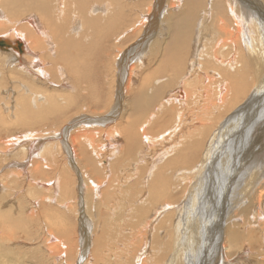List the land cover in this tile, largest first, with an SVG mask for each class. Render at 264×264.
Masks as SVG:
<instances>
[{
  "label": "rangeland",
  "instance_id": "374dc122",
  "mask_svg": "<svg viewBox=\"0 0 264 264\" xmlns=\"http://www.w3.org/2000/svg\"><path fill=\"white\" fill-rule=\"evenodd\" d=\"M122 1L117 0L121 6L120 17L115 15L117 14L115 12L116 2L112 5L113 7L111 6L112 8L106 7V10L111 9L112 14L121 19L117 20L112 26L110 31L114 35L107 42L108 46L105 48L106 60H103L105 63L103 64L105 82L101 81L104 88L103 99L107 102L105 107H99L98 109L89 107L88 110L87 108H80L78 111L70 110L68 116L71 119L59 126V120L50 115L55 110L52 106L61 102L62 97L59 98V94L62 96L63 94L65 96L76 94L70 92L73 83L67 80V75L61 76L62 80L59 84L57 83L60 87H54L42 81V79L34 80L33 76L27 74V71L17 75L12 65L6 67L4 59L0 55L1 97L7 92L11 93L12 96L17 86L23 84L24 90L27 87L30 88V92H34L39 88L40 93L46 90L50 93V99L54 100L55 96V102H57L55 103L49 99L44 103L45 106L49 105L52 108L47 107L51 109L47 112L48 114L44 111H41L40 115L35 112L36 117L20 115L13 117V120L7 118L6 125L0 123V264H264V253H262L264 252V197L259 200L261 204L254 203L255 200L252 199L254 205L251 204L248 214H243L246 216L244 220V216L234 210L235 204L232 199L229 200L231 194L227 195L226 198V194H229L230 191H224L225 186L223 185L228 186V177L223 180L220 178L219 167L217 172L215 170L216 157L220 155L219 152L222 146H228L232 142L234 134L238 132L225 130L228 122L224 120L234 113L233 110L236 107L248 101V97L255 89L256 84L254 86L252 84L250 92L243 101L237 103L235 108L229 111L223 110L221 116V113L214 110V88L209 86L211 84L210 80H204L201 74L202 65L201 67L195 65V67L199 66L200 68H195V75H192L191 72L190 78L187 77L186 79L187 85L183 86L185 83L182 81L184 80L183 76H187L186 73L183 75V67L180 68L183 64L173 68L170 65L163 67L159 62V59L162 58L161 54H163L162 48L166 47L169 40V27L167 22L165 23V16L167 13H173L179 4L177 5L175 1L173 3L171 0H163L162 9L154 17L152 12L154 0ZM178 1L183 3L184 0ZM206 1V6L213 2V0ZM257 1L264 4L263 0H252L255 5ZM2 7L0 5L1 9ZM147 8H150V10L147 11ZM3 9L6 13L8 12L6 8ZM96 12L94 11V13ZM145 13L149 14L147 21L141 24H133L139 22ZM136 17L137 20L134 19ZM132 19L134 20L131 22ZM131 24L133 25L131 26ZM40 25L42 26V24ZM61 26L65 29L64 25ZM6 27L8 26L5 25ZM130 27L137 29L133 36H130ZM200 27L201 24H199L195 33ZM5 28L0 29L1 37L2 34H6L3 32ZM60 29V27L55 28L54 32L58 34L57 32L59 30L60 33ZM127 33L129 38L124 40L123 37ZM143 38L146 40L144 44L140 42ZM141 44L142 46H140ZM156 44H158V47ZM260 44L264 55V32ZM197 46H199L198 50H202V44ZM252 48L258 49L259 47L251 45L250 49ZM38 51H43V49ZM1 52L5 51L0 50ZM126 56L131 60H128L130 62H123L126 69L123 72L124 77H121L123 75L119 72L117 65L120 58ZM194 58H192V61ZM251 59L248 60L251 61ZM79 60L82 59L79 58ZM45 61L42 60L45 66L41 64L39 66L42 69L50 66V63L48 64ZM160 61L162 60L160 59ZM199 62L200 64L203 63L202 61ZM60 65L64 69V64ZM130 67L133 68V71H131L133 76H131L132 79L127 80ZM156 68L160 69L156 70ZM260 68L262 69V66ZM6 70L10 75H7L9 73ZM13 70L14 72H12ZM164 70L166 75L163 73ZM32 71L35 75L37 74L35 68ZM58 74L60 75V73ZM38 75L39 73L36 76ZM218 76L221 78L223 75ZM64 77H66V81H64ZM90 81L89 85H94L91 79ZM20 82L23 83L20 84ZM30 82L33 88L29 86ZM119 82L121 85L118 84ZM13 86H16V88L12 89ZM21 86H19L20 89ZM185 87H190V91L189 89L186 90L188 94L186 99H184L185 96L178 95V90L181 89L185 92ZM193 87L196 89H193ZM19 88L18 92L16 90L17 93L20 92ZM198 88L199 90H197ZM137 92L140 96L135 97L134 95ZM141 92L142 94H140ZM176 95L178 99L180 98V103L175 98ZM194 96L195 102L197 100L196 103L191 102L194 101ZM139 97H142L143 101L141 100L139 105H136L134 99L138 100ZM255 98L258 101L260 99ZM255 98L251 94V100ZM90 99L94 100L95 96ZM182 100H185L183 101L185 103ZM260 101L262 103V100ZM118 102L121 107L119 113L114 112L112 115L113 121L105 123L106 125L102 127H94L99 123L86 122L88 123L86 126L84 123L80 124V122L74 121L77 117L81 119L85 115L90 116V119L102 114L110 116L114 104ZM262 105H264V101ZM131 112L132 114H130ZM177 113H181V121L173 134L170 131L178 123L175 122L178 120L177 116L175 117ZM114 116H116L115 119ZM261 116V118H264V114H261ZM239 118V123H235L238 127L241 126L243 121V124L246 123L244 117L239 116ZM198 123H200L199 126H197ZM260 123L257 122V128H252L249 130L248 135L245 134L250 141L255 142L258 140L260 142L258 149L261 151L257 153L258 158L255 159L253 166L248 162L249 154L245 157L242 155V157H239L244 158L246 170L264 171V122ZM116 125H118L117 129L114 128ZM64 127L69 128L65 139L55 138L59 134L57 135L54 132H60L61 129H65ZM108 128L113 130L109 136L110 130ZM99 130H105L104 133L108 130V133L106 135L103 133V136H101L102 131ZM23 132H33L34 135L24 136V139L20 137L13 142L10 135L19 136ZM215 132L218 133V136L215 137L217 140L212 142L213 145L211 144L212 147L207 153L206 163L202 166L203 156L209 142L208 136ZM258 132H263L259 138ZM71 135L76 137L70 138ZM89 135H93L94 140L91 141ZM143 136L147 138L146 144L143 142ZM109 137L110 139H108ZM71 139L74 141L72 142ZM201 142L202 146L200 145ZM241 142H243V139ZM181 151L187 153L186 158L189 154H192L193 162L189 166H185L186 164L183 162V152L182 155H179ZM29 152L30 154H28ZM194 152L196 154L200 153V155L197 156ZM172 159L177 161L174 160V163ZM152 161L155 163V170L147 172ZM21 163L23 169L19 168ZM115 165L117 167L125 165L126 170L128 169L131 173L130 176L120 179L121 181L112 177V175L109 176L111 172H114L112 169ZM161 169L164 170L160 171ZM98 171L100 173H97ZM158 172L161 174L158 175ZM61 175L66 177L67 183L62 193L64 199L59 201V185H61V183L59 184V177ZM161 175L169 182L170 189H167L166 193H162L156 188L155 193L159 197L157 201L153 202L149 198V191L150 189L153 190V182L158 185L157 179ZM92 182H101L99 188L96 190L93 188L92 190L93 186L90 184ZM220 185H222V188ZM237 188L236 195L246 196V193H248L246 191L247 187L242 185V181L238 182ZM136 191L139 194L137 199L133 197ZM132 199L133 201H131ZM217 201L221 203L218 204ZM227 202L233 208L231 212H227L228 215L225 219L227 221H221L219 219H221ZM139 205L150 207V209L146 212L141 211V209L136 211ZM217 206H221L219 210L222 213L216 211ZM240 208H244V206ZM256 208H259L258 211ZM141 212L144 214H141ZM215 217L219 223L217 221L215 227H213ZM246 221L247 224H245ZM218 224L221 226H218ZM232 235L235 237L233 238ZM207 236L213 237L210 242L207 239L208 244L204 245V248L201 247L202 250L199 252L198 249H200L203 239ZM207 248L208 252L206 251ZM178 257L182 260L179 261Z\"/></svg>",
  "mask_w": 264,
  "mask_h": 264
},
{
  "label": "bare ground",
  "instance_id": "6f19581e",
  "mask_svg": "<svg viewBox=\"0 0 264 264\" xmlns=\"http://www.w3.org/2000/svg\"><path fill=\"white\" fill-rule=\"evenodd\" d=\"M37 1L38 2H36L35 0H32V1L31 0H0V5L3 6L2 9L0 8V29L2 30L3 28H5V25L8 26V27H6L7 29L5 28V31H3L6 34H2V37L0 36L1 37L0 39H3L5 41L7 40V41L11 42V45H9V46L4 45V46L0 47L1 51H5V52H1L0 55L4 59V64L6 65V67H7V65H9V66L12 65V67L16 70L17 75L23 74L21 72L27 71V74H30V76H33L34 80L35 79H42V81L47 82L49 85H53L54 87H60V86H58V84L62 80L61 76L63 77L64 75L65 76L67 75V80H69V82L73 83L71 85L72 88L70 89V92L71 93L74 92L76 94H72V95L68 94V96H65V94H63V96L59 94V98L60 97H62V98H61V102L58 104L57 102H55V96H54V100L52 98L50 99V97H51L50 93L47 92L46 90H44L43 92L40 93V91H39L40 88L39 89L36 88L37 90H34V92H30L29 91L30 88L25 87V90H24V85L22 84L23 82L22 83L20 82V84H22V86L19 85V86H21V89L19 88V86H17V88H16V86H13L12 89H14V88H16V89L14 90L15 92L13 91L14 93H12V96L10 95L11 93L9 94L8 92H7V94L3 95L2 97L0 96V123L3 125L7 124V118L10 120H13V117H18L20 115L34 117L36 115V113H38L40 115L41 111H44L46 113L49 112L52 108L49 105L45 106V104H44L49 99L51 101H54L55 103H57V104L53 103L56 106L55 105L52 106V104H51V106L53 108H55V110L54 111L52 110L53 112L51 111L52 113L50 115L53 118H56L59 120V122H60L59 126H60V124H63L65 121L71 119L70 116H68V112L70 110L78 111V109H80V108H87V110H88L89 107H92L94 109H98L99 107H105L107 104L106 100L103 99L104 98V88H103V85L101 82L102 80L103 81L105 80L104 79L105 78V72H104V66H103V64H105V63L103 60L106 58L105 48H106V46H108L107 42L114 35V33H112L110 30L112 29V26L114 25V23L117 20L121 19V18H119L120 13H121V6L118 4L117 0H37ZM162 1L163 0H154L153 6H152V12L154 14L151 13L154 15V17L156 15V13L160 9H162L161 8L162 4H163ZM174 1L177 3V5L179 4V6L177 7V5H176V7H177L175 10L176 12L174 11L173 13H167L165 16V19H164V20H166L165 23L167 22V25L169 27V32L167 31L168 35H169V37H168L169 40L167 42L168 44L166 45V47L162 48L163 54H161L162 58H160L162 61H160V59H159L160 64L163 67L166 65H170L173 68L176 66L179 67V64H183L180 66V68L183 67V69H184L183 75H184V73L187 74L186 77H184L181 74L184 78V80H182V81L185 82L183 86L187 85L186 79H187V77L190 78L191 72L193 75L195 73V68L199 67V66L195 67V65H200V67L202 65L203 67H201L202 68L201 74H202L204 80H206V81L210 80L211 84L209 86L210 87L213 86V88H214V90H213L214 91V103H213L214 110L221 113V116L223 115V112H224L223 110L229 111V110L235 108L237 103L243 101V99L246 97V95L250 92V88H251L252 84H253V86L256 84L255 85L256 87H255V89H253L251 94H252V97H254V98L255 97L260 98L259 101L256 98L251 100V94H250V96L248 97V101H245L243 104L236 107L233 110L234 113H232L231 116H227V118H229V119L226 118L227 120L226 119L224 120V121L228 122L225 130H227L229 132H237V131L238 132L234 134V138L232 139V142H230L228 146L227 145L225 147L222 146V148L219 152L220 155L216 157V167H215L216 172H217V169L219 167L220 176H221L220 178L225 180L228 177L227 178V182H228L227 185L228 186H226V185H223V186H225L224 191L227 190V191H230V193L226 194L224 192V194H226V198L231 194L229 200L230 199L233 200V202L235 204L234 210L239 212V214H242V215L248 214L250 207H251V204L254 205V203H256V202H257L256 204H261L259 200H260V198L264 197V185H263V180H264L263 172L264 171L248 170V169H247L248 170L247 171L245 169L246 166L244 164V158L243 159L239 158L242 156L245 157L247 154H249L248 162H249V164H251V166H253L255 159L258 158L257 153L261 152L260 149H258V147H259L258 145L260 142L258 140H256L255 142H252L248 139V136H246V135H248V132H250L249 131L250 129L257 128L256 127V126H258V125H256L257 122H261V123L264 122L263 121L264 118H261L262 117L261 114H264V110H263L264 105H262L263 101H264L263 100L264 99V82H263L264 73H263V76L260 78V75L262 74V72H264L263 71L264 70V63H263L264 62V55L262 53V49L260 48V46H261L260 41L262 40V35L264 32V4L260 1H257V4L255 5L252 2V0L251 1H249V0H213V2H211V4H208V6H206L207 5V4H205V3H207L206 0H184L183 3H181L178 0H171V2H173V3H174ZM115 2L117 3L115 5V12L117 14H115V15H117L119 17L113 15L111 12V9L106 10V7L112 8L113 7L112 5H114ZM122 2H124V1H122ZM136 7H138V5H136ZM171 7H174V6H171ZM3 8H6V10H8V12L6 13L4 11L5 9H3ZM148 10H150V8H147V11ZM94 11H97V12L94 13ZM148 17H149V14L145 13L140 18L141 20L139 22H136L133 24H135V25L139 24V23L141 24V23L147 21ZM134 19L137 20V17ZM134 19H132L131 22ZM39 23L42 24L43 27ZM133 24H131V26ZM199 24H201V27L198 29L197 33H195ZM61 25H64L65 29ZM58 27L61 28L60 33L58 30V32H57L58 34H56L54 32V30H55V28L57 29ZM134 28L132 29L130 27V29H131L130 30V32H131L130 36L131 35L133 36L135 34V31H137V29H134ZM40 30H42V32H40ZM90 32L92 33L91 35H90ZM110 32H111V34L109 35ZM195 34H197L196 37H195ZM123 38H124V40H127L129 38V34L127 33ZM202 38L204 41L202 40ZM124 40H122V41H124ZM145 41L146 40H144V38H143V40H140V42L142 44H144ZM45 43H47L48 45H46ZM198 43L202 44V50H198L199 49V46H197V45H199ZM142 44L140 46H142ZM158 44H156V46ZM165 44H166V41H165ZM45 45L47 46L46 48H45ZM119 45H121V44H119ZM251 45L252 46H258L259 48L258 49H255V48L250 49ZM114 46H116V45H114ZM117 46H118V43H117ZM41 49H43V51H38ZM134 49H136V48H134ZM106 51H108V50H106ZM10 52H12V53H10ZM15 55H17V56H15ZM126 57H128V56H126ZM126 57L125 58L121 57L120 61L118 62V65H117V67H119L118 70H120L119 72L121 73V75H123V72L126 69L125 68L126 65L123 64V62L126 63L128 60H131L129 57L128 58H126ZM199 57H200V59H199ZM79 58L82 60H79ZM187 58H189V59H187ZM192 58H194L193 61H192ZM249 58H252L251 61L248 60ZM28 59H29V61H28ZM42 60L43 61L47 60L45 62L48 64L50 63V66L44 67V69L39 67L41 65L45 66L42 63ZM199 61H202L203 63L200 64ZM128 62H130V61H128ZM184 62H186V63H184ZM58 63H60L62 65L64 64V66H65L64 69H62L63 66L61 67V65ZM127 65H128V63H127ZM75 66H76V70H75ZM157 66H159V65H157ZM261 66H262V69L260 68ZM33 68H35L37 74L39 73L38 76H36L37 74L35 75V73L32 71ZM158 69H160V68H158ZM158 69L156 68V70H158ZM171 70H172V68H171ZM131 71H133V68L130 67V72L127 75L128 76L127 80L132 79L131 76H133V73ZM12 72H14V70ZM58 73H60V75ZM74 73H75V75H74ZM163 73H165V70ZM68 74H69V76H68ZM221 74L223 76L221 78H219L218 75H221ZM7 75H10V73ZM70 75H72L74 77L71 76V78H70ZM165 75H166V73H165ZM161 76H162V74H161ZM121 77H124V75ZM17 78H18V76H17ZM29 78H28V80H29ZM65 78L66 77H64V81H66ZM214 78H216V79L214 80ZM0 79H2V77ZM90 79L92 80V82H94V85H91V84L89 85ZM32 81H33V79H32ZM83 81H84V85H83ZM122 81H123V78H122ZM5 84H7V83H5ZM118 84L121 85L120 82ZM14 85H16V84H14ZM2 86H4V85H2ZM10 86H9V88H10ZM29 86H31V82H30ZM18 88L20 89L19 93H17ZM31 88H33V86H31ZM95 88H96V91H95ZM185 88H187V89H185ZM185 88H184L185 92H183L181 89L178 90V95L179 96H185L184 99H186L188 97L186 90H188L190 87H185ZM194 88L195 87H193V89ZM2 90H3V88H2ZM16 90H17V92H16ZM197 90H199V88ZM27 91H29V92H27ZM189 91H190V89H189ZM162 92H163V90H162ZM192 92H194V91H192ZM184 93H185V95H183ZM24 94H26V95H24ZM140 94H142V92ZM194 94H197V93H194ZM156 95H158V94H156ZM92 96H95L94 100L90 99ZM134 96L137 97L140 95L137 92ZM195 96H194V101H191V102H195ZM175 98L178 100V103H180V101H179L180 98L178 99L177 95L175 96ZM141 100H142V97H139L138 100L134 99V103L136 105H139V102ZM260 100H262V103ZM183 101H185V100H182V102ZM210 101H212V100H210ZM196 102H197V100H196ZM183 103H185V102H183ZM49 104H50V101H49ZM47 107H50L51 109L47 108ZM119 108L121 109L120 103L118 102V103L114 104V108H113L110 116H106L105 114H102L101 116L95 117L94 119H90L91 118L90 116L87 117L85 115L84 117L82 116L81 119H79L77 117L76 119H74V121L75 122L78 121V122H80V124L84 123L85 125L86 124L88 125V123H86V122H94L96 124L99 123V125H95L94 127H102V126L106 125L105 123L113 121L112 115L114 112L119 113L118 112ZM224 108H226V109H224ZM176 109H177V107H176ZM181 113H177V115H175V117L177 116V118H178V120L175 122L176 123L178 122V123L176 126L171 128L172 130L169 129V130H171L170 132L175 133V131H176L175 129L178 127L179 122L181 121V118H180ZM130 114H132V112ZM238 115L244 117V119L246 121V123H244V124H243V122H244L243 121L242 122L243 125L241 124L240 127H238L235 124V123H239V121H240V118ZM115 117L116 116H114V119H115ZM26 118H28V117H26ZM34 119L36 120L37 118H34ZM10 120H8V121H10ZM24 120H26V119L24 118ZM32 121L34 122V120H32ZM74 121L72 120V122H74ZM200 123H198L197 126H199ZM70 125L71 124L69 123V126ZM118 125H116V127H114V126H112V127L117 129ZM31 126H32V124H31ZM68 129L69 128L61 129L62 131H60V132L55 131L54 133H56L57 135L59 134L58 136H55V138H59V139L64 140L66 133L68 132ZM109 130H110L109 133H108V130L106 131V133H108V136H109L111 131L113 132L112 128H110ZM99 131H102L101 136H103V133L105 130H99ZM166 131H168V130H166ZM251 132H253V131H251ZM54 133H53V135H54ZM106 133H104V134L106 135ZM262 134H263V132H260L258 138L260 136H262ZM33 135H34L33 132H25V133L23 132L22 135H19V136L14 135V134H11L10 136H12V139L14 142V141H17L20 137H23V139H24V136L30 137ZM217 136H218L217 132L210 134L208 136L209 142L207 143V147L205 150L206 152L204 153V156H203V165L202 166L205 165L207 155H208L207 153L209 152V149L213 145L212 142L214 140H217V138L215 139V137H217ZM75 137L76 136H73V135L70 136V138H75ZM89 138L92 141L93 135H89ZM108 139H110V137ZM143 139H144L143 142L146 144L147 142H145V141L147 140V138L145 136H143ZM242 139H243V142H241ZM218 140L222 141L221 139H218ZM73 141L74 140H72V142ZM111 142H112V140H111ZM9 143H11V142H9ZM217 143H218V141H217ZM104 145H102V146L104 147ZM200 145L201 146L203 145L202 142L200 143ZM78 146H79V144H78ZM214 147H215V145H214ZM188 148H187V152H188ZM190 148H192V147L190 146ZM185 150H186V148H185ZM175 151H176V149H175ZM248 151H250V152L247 153ZM182 152L183 151L180 152L181 154L179 152H177V153H179V155H182ZM28 154H30V152ZM183 154L184 155H182V157L184 156V161L181 159V162L183 161L184 164H186L185 166H187V165L189 166L193 162V158L191 156L192 154L191 155L189 154L187 158L185 156V155H187V153L185 154L183 152ZM159 155H161V154H159ZM196 155L199 156L200 153H198ZM23 156H24V153H23ZM110 156H111V154H110ZM174 156H177V155H174ZM178 157L177 158L175 157V158L178 160L179 159ZM176 159H172V160L177 161ZM168 160H169V158H168ZM172 160H170V161H172ZM138 161H139V159H138ZM138 161H136V162H138ZM175 161H174V163H175ZM181 162H179V163H181ZM139 163H140V161H139ZM129 164H131V163H129ZM154 164H155L154 161L150 162L151 167L148 168L147 172H150L151 170H153L155 168ZM176 164H178V163H176ZM22 166H23L22 163L19 164L20 169H23ZM115 166L112 169L114 172H111V174L109 176L112 175V177L116 178L117 180L125 179V178H128L130 176L131 173L128 169L126 170L125 165H121L119 167H117V166L115 167ZM133 168H135V167L133 166ZM162 170H164V169H161L160 171H162ZM201 171H203V170H201ZM97 173H100V172L98 171ZM159 174H161V173L158 172V175ZM106 176H107V174H106ZM59 178H60L59 184L61 183V185H59V197H58L59 199L58 200L62 201V199H64V197L62 196V193H63V190L66 188L67 181H66V177L64 175H61ZM145 180H147V179H145ZM157 181H158V185L156 184V182H153V185H154V187H152L153 190L150 189V191H149V198L153 202L157 201V199L159 197V195L157 193H155L156 188H158V190L162 193H166L167 189H170V186L168 185L169 182L166 179H164L162 177V175H161V177L159 176V179H157ZM241 181H242V185L247 187L246 191L248 193H246V196L245 195H236V193L238 191L237 190L238 189L237 188L238 182H241ZM100 183L101 182L90 183L93 186L92 187L90 185L92 187L91 189L92 190H93V188H95V190L98 189ZM138 183H136V184H138ZM145 184H146V182H145ZM221 186L222 185H220V187ZM143 190H144V188H143ZM186 190H187V188H186ZM66 191H64V192H66ZM137 191L135 192V196H133L136 199L139 198L138 197L139 194ZM103 192H105V191H103ZM90 193H92V192H90ZM222 193H223V191H222ZM182 195H183V193H182ZM179 199H180V197H179ZM252 199L255 200L254 203L252 202ZM220 200H221V198H220ZM131 201H133V199ZM261 201H262V199H261ZM217 203L220 204L221 202L219 203L217 201ZM177 204H178V202H177ZM224 205H225V203H224ZM241 206H244V208H240ZM219 207H221V206H219ZM219 207L218 206L216 207V211H218L220 213L221 210H219L220 209ZM223 208H224V206H223ZM232 208L233 207L231 206V204H228V202H227V204L225 205V208L223 210V213L221 212L222 216H221V219H219V220H221V221L225 220L227 218V215H228L227 212L228 211L231 212ZM139 209H141V211H143V212H146L150 209V207H144L143 205H139L138 208H136V211H139ZM253 209H255V208H253ZM258 209H257V211H258ZM218 212H216V214H218ZM261 212H262V210H261ZM141 214H144V213L141 212ZM245 218H246V216H244V220H245ZM116 219H118V218H116ZM217 221L218 220H216V217H215L213 227H215V224L217 223ZM225 221H227V220H225ZM218 223H219V221H218ZM247 223L248 222L246 221L245 224H247ZM218 226H221V225L218 224ZM246 227H248V226H246ZM260 231H262V230H260ZM250 234L252 235V233H250ZM251 235H249V236H251ZM212 237L213 236H207L203 239L202 245L199 247L200 249H198L199 252H201V250H202L201 247L208 244L207 239L210 242ZM234 237L235 236H233V238ZM153 241H154V237H153ZM164 245H165V243H164ZM154 249H155V247H154ZM138 250H140V249H138ZM206 251L208 252V248L206 249ZM210 251H211V249H210ZM219 251L221 252L220 248H219ZM262 253H264V252H262ZM170 254H172V253H170ZM257 256H258V254H257ZM180 257H178L179 261L182 260ZM159 264H161V263H159Z\"/></svg>",
  "mask_w": 264,
  "mask_h": 264
},
{
  "label": "water",
  "instance_id": "95a60500",
  "mask_svg": "<svg viewBox=\"0 0 264 264\" xmlns=\"http://www.w3.org/2000/svg\"><path fill=\"white\" fill-rule=\"evenodd\" d=\"M1 38V37H0ZM9 46V45H11V42H9V41H5V40H3V39H0V47H2V46Z\"/></svg>",
  "mask_w": 264,
  "mask_h": 264
}]
</instances>
